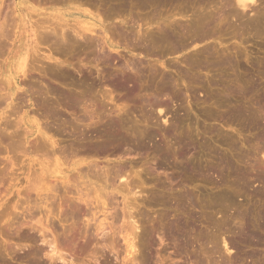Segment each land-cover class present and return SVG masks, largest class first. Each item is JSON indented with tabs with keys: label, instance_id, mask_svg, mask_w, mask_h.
<instances>
[{
	"label": "rangeland",
	"instance_id": "374dc122",
	"mask_svg": "<svg viewBox=\"0 0 264 264\" xmlns=\"http://www.w3.org/2000/svg\"><path fill=\"white\" fill-rule=\"evenodd\" d=\"M0 1V6H3L0 7L2 16L0 21L3 23V18H6V15L10 17V14H12L11 11L14 9L15 4L12 0ZM11 1L13 5L10 4ZM23 1L33 8V11H28L31 21H38L40 18L43 20L44 18L48 19V16L45 15L47 10L49 11L47 13H53V15L68 14L74 10L85 12L84 14H87V17H81V21L90 22L95 19L101 21L102 24L104 23L103 27L106 28V32L113 45L117 48V52L112 53V60L108 63L101 62L102 60L99 62L88 61L86 51L82 49L77 50L74 53L75 55L68 59L70 65L58 62L59 66L67 67L75 77H79V72L81 71L84 75L88 74L86 73L87 71L90 72L95 88L93 87V94L91 93L92 96L89 101L90 104H93L91 107L92 109L94 108V114L96 113V115L93 114L96 117L92 116L91 120L88 119L82 122L83 110L68 109L66 104L57 99L53 91V93L50 91L53 88V90L64 92L70 87L67 85L68 82L56 77L55 79L57 80H55L53 79L54 76L45 72V66L47 67L49 63V61L45 60L34 62L33 66H30V70L31 68L32 70L29 73L31 74H28L26 78L20 77L21 91H17L14 100L17 98L15 105L23 106L20 107L21 110H18L12 116H10L11 114L3 115L2 112L4 111H2V108L4 106H0L2 107L0 108L2 121H4L6 116H10L8 120H10L9 124L11 125L9 127L8 124L7 128L0 125V215H2L0 216V264H42V261L46 263L44 256L32 257L31 255L30 257V255H25L39 244L29 243L30 241L23 238L21 232L17 231V229H19V225L28 226L27 223L30 225L35 224V219L32 222L30 216L27 215L28 212L25 208L28 209L29 207L24 203L25 195H29L30 200L32 201L33 199V202L36 199L35 192L27 191L28 179L29 182L30 179L32 182V177H28L29 174L33 176L32 172L39 171L40 165L44 162H46V165L42 164L44 168L50 163L51 166L50 164L48 166L52 170L56 158L57 161L60 160V164L64 165L77 160L76 164H80L78 169H83L82 172L85 174H88L90 165L96 164L95 168L97 167L98 169L92 168L94 174L90 171L93 175L91 176L89 172V177H87V180L90 181V186L95 184L91 189L90 186L87 189L85 188L88 182L86 180L78 179L79 183L83 182L80 184L81 187L78 182L75 183L79 177L77 175L81 172L80 170L68 173V177H71H69L70 180L72 182V179L76 180L73 183L77 184L81 190L83 189L82 191L85 194L87 191H92L90 196L93 197L89 199L94 203L96 201L94 207L98 205L97 201H100L98 199H103V192H101L103 189L101 190V188L105 184L103 180L99 181L102 177L101 175H104L105 171H110L105 174H110L108 176L113 177L119 167H127L129 169L130 179L133 178V181L129 179L130 182H133L130 183V186L133 185V187L137 188L135 189L137 194L136 197L129 195L130 197L127 198L128 201L126 203L130 212L136 217L135 220L138 221V235L141 234V237L145 236L144 238L142 237L145 241L143 242L144 246L138 248L144 256L141 255L140 251H137V256H139L137 264H264V176H262L264 175L262 173L264 172V163L258 154L260 153L258 151L264 149V136H262L264 135V102L261 101V97L262 99L264 98V18L260 19L256 15L259 10L260 12L261 10L264 11V0H256V3L253 4L254 6L251 5V8H253L244 12L241 9L237 11L239 8L234 0H229V2L228 0H218V2L217 0H211V2L208 0L205 2L206 0H204L205 4L201 0H141L146 3V6H141L135 0H125L126 3L124 5L106 3V1L110 2V0H82V4L81 0H75L77 4L76 2L73 3V0H55V3L48 0ZM225 1L231 4L230 6L235 5V7H232L236 8L233 14L229 12ZM232 1L234 4L230 3ZM91 2H94V4ZM120 6L124 7L121 8ZM106 7H109L108 10ZM5 10L8 12L4 13ZM201 13L208 19L213 20L214 18V23H217L215 26H218L217 28L212 27V25L207 27L211 32L213 31V34L209 31L212 35L207 36L208 39L195 41L193 34L188 33L187 35L189 36H184V38L187 37L185 41L182 40L184 43L181 41L184 44L183 46L181 44V47L176 46V44L171 45L169 44L171 42L162 40L163 44L155 45L148 52L143 50V52L140 50H133V52L130 50L133 47L131 45L138 44V41H135V43L132 40L134 37H130L133 32L136 34L140 31L142 34L147 33L149 37H152L159 35L158 28L166 27L165 25L173 27L174 24H176L174 28L179 26L181 30L183 26L185 28V26H191V23L196 22L198 15V18L202 17ZM120 14H123V17ZM250 16L251 19L248 18ZM74 18L75 16L66 15L63 20L70 22L72 26ZM215 19L219 20L216 21ZM135 20H138L136 21L138 23H134ZM151 20L153 21L151 22ZM256 20L257 22H255ZM245 21H248L249 24L251 22V25L246 24L247 22L244 23ZM2 23H0V26ZM132 23L133 25H131ZM121 24H123L122 27L120 26ZM115 25L119 27L117 28L120 31L122 30L123 36L124 33L125 36L131 34L129 38L126 36L125 40L110 33ZM140 25L141 29H139ZM179 27L176 29L181 33L178 30ZM98 32L93 38L97 36L95 40L100 42L102 40L99 35L101 33L100 29ZM140 34H138V37ZM135 36L137 37V34ZM0 39H2L1 43L3 38ZM4 39V47L10 46L8 44L11 43V40ZM145 43L150 45L149 42H144L142 45ZM208 45L212 49L214 48L215 53L213 54L217 53L219 57L220 53H222L223 57L227 56L230 60L232 59V63L235 65L232 66L233 64L231 63L230 67L225 66L220 72L212 68V70H205L203 66L200 69L195 66L188 69L189 67L185 60L187 61L188 57L194 54L195 56L201 54L202 52L199 53L198 51H202L203 47L205 48ZM1 46L3 47V43ZM177 47L179 48L177 49ZM48 48L49 46L40 44V59L45 55L49 56ZM70 56L68 55V57ZM205 56H202L203 59L200 57L203 64L206 63L204 62L206 60ZM61 59L65 60V58ZM0 60H2L1 55ZM0 62V68H2V61ZM42 68H44V72L41 71L43 70ZM231 68H233L234 73H232L233 70ZM122 73L132 80L130 83H125L124 88L114 91L107 83L104 84L107 76H118ZM185 75L199 76V79L194 78L192 80L187 76L185 77ZM164 77L166 79L170 78L168 80L172 82H169L170 88H162ZM101 78L106 79L103 80ZM234 78H237V80ZM249 79L251 82H249ZM232 85L234 88H238L234 89ZM0 86L2 88L1 76ZM65 86L67 87L65 88ZM1 88L0 98L6 92H3ZM230 88H233V90H230ZM251 88L253 89L252 92ZM28 89H31L32 92L29 98L23 96L21 99L18 97L22 90L26 92ZM237 89L240 91V93L238 91L239 94L236 93ZM34 91L36 93H33ZM156 94L157 96L159 95V98H157ZM25 98L26 100H24ZM155 98L157 100L163 99L161 101L165 102V106L162 108L163 111L160 113L158 107L154 105ZM29 99L31 100L30 102L28 101ZM41 99L47 101L51 108H55L52 110H56L59 113V117H62L54 119L44 117L39 105L42 101ZM153 100H155L154 104ZM22 101L25 104L27 103L26 106ZM147 103H152L154 106H150ZM246 108L251 112H259V119L248 118L245 120L243 117L241 118L239 111L246 110ZM24 112H27V118H24ZM55 120L57 121L55 122ZM256 121L259 122L256 123ZM12 122L16 124L14 125ZM107 122H112L115 125V130L112 132L121 137V139L114 140L109 147L104 149V153L101 146L104 139L103 129ZM36 124L39 126V130L44 132L47 137L53 136L51 140L55 141L54 147H51L47 140L42 139L44 137L40 135L42 137L40 138L39 134L35 133ZM45 126L50 132L46 130ZM3 127L9 130V132L5 131V134H7L6 138L3 136L4 133L3 135L1 133ZM55 130L56 132L54 133ZM81 131H83L82 134L85 137L82 141L95 143L94 145H98V149H102H99L101 152L95 149L96 153L94 151L95 154L88 159L77 157L75 152L72 154V148L69 145L80 141L78 137ZM23 132L24 134H22ZM9 136L10 138H8ZM255 145H257V149ZM38 147H40V150L37 149ZM97 151H99L98 155ZM256 157L262 159L261 161L258 158L263 163V166L260 165L263 168L259 169L260 166L257 167L255 165L257 168L253 166L254 163L252 161ZM64 158H67V160ZM33 159L38 162L35 161L34 163ZM87 164L89 168L86 167ZM84 168L88 172H85ZM28 171L30 172L29 174ZM37 173L39 174L40 171ZM76 173L78 174L76 175ZM87 174L86 176H88ZM72 182L71 184H73ZM120 182L124 183L123 180H120ZM57 183L59 189L56 188L54 193H52L54 195L52 200L50 199L55 202L51 204L52 206H49L56 216L54 215L53 219L52 217L50 218V224L51 230L54 231V236L57 237H55L57 242L62 241L64 248L66 247L64 252L67 255V259L72 258L73 264H131L126 262L125 247H123L124 243L120 237L115 236L114 239L112 231L109 232L111 227L112 229L114 228L112 225L122 226L124 223L123 219L120 218L124 206L121 195L118 196L116 192V200L118 199V201H113V206L106 201L112 215L110 214L106 222L110 224L106 230L107 235L110 237L109 240L105 241L108 243H105L102 241V235L100 236L97 233V237L95 228L92 225L94 222L90 223V226L86 229V219L73 209L77 202L75 200L77 195H74L72 187H69L72 191L69 192L67 188L68 193H66V188L61 182ZM88 183L87 185H89ZM6 187L7 191H5ZM17 190L19 194L21 191L24 192H21L18 196ZM94 192H97L98 197H96ZM99 194L101 198H99ZM17 198H21V200ZM8 200L11 202L6 206L5 201ZM16 202L19 203V206L17 205V209L14 210L13 205ZM65 202L69 203L65 204ZM74 202L75 204H73ZM71 203L72 205H69ZM20 204L23 205L21 206ZM2 211L6 213V216H4L5 213ZM75 212L78 214L74 215ZM66 214L69 218L68 221H64V217H62V215L65 216ZM72 214L73 218H71ZM39 215V213H36V219L40 217ZM42 215L41 217L43 218L44 215ZM97 217L101 219V214H97ZM72 226L78 229L74 228L78 232L75 233L79 235H76L75 239H73L74 237L72 238L75 235L71 236L68 231ZM173 230L174 234L170 233ZM180 233L188 238L190 245L182 246L184 245L182 244L184 240L175 236V234L179 235ZM50 237L51 235L49 234ZM86 237L91 240H87ZM116 237L120 239L118 246ZM110 240L114 244L111 245ZM223 241L226 244L233 242L234 248L226 252L223 247ZM79 244L83 246L81 247ZM103 246L109 249L103 250ZM107 250L111 253L107 252ZM115 250H118V253ZM69 255H71V258H69Z\"/></svg>",
	"mask_w": 264,
	"mask_h": 264
},
{
	"label": "bare ground",
	"instance_id": "6f19581e",
	"mask_svg": "<svg viewBox=\"0 0 264 264\" xmlns=\"http://www.w3.org/2000/svg\"><path fill=\"white\" fill-rule=\"evenodd\" d=\"M10 1V0H9ZM13 2H14V4H15V6H14V9L11 11L12 12V14H10V17L8 18L7 17V15H6V18L4 17L3 19H4V22L2 23L1 21H0V23H2L1 24V26H0V38H3V41L5 40L4 38H6V40L7 39H9V40H11V43L10 44H8V45H10V46H7V44H6V46L7 47H4V43L5 42H1L0 43V46H1V44L3 43V47H2V49H1V58H2V60H0V61H2V68H0L1 70H0V76H1V81H2V88H1V86H0V88H1V90L3 89V92L4 91H6L5 92V94H3V96H1V98H0V106H4L3 108L2 107H0V108H2V111H4V112H2L3 113V115L4 114H6V115H10V116H12V115H14V113H17V111L18 110H21L20 109V107H23V106H20L18 103V105H19V108H18V105H15V100L17 99V98H15V100H14V97H15V95H16V93H17V91H21V86H20V83H19V80H20V77L22 76V77H24V78H26V77H28V74H31V73H29V72H31V70H32V68H31V70H30V66L34 63V62H39L38 60H41V61H43V60H45V61H49V63H48V65H47V67L45 66V72L47 73V74H49V75H52V76H54V78L53 79H55V77L56 78H58V79H62V80H64V81H66V82H68V84L67 85H69V89L68 90H66V91H64V92H60V91H58V90H56V89H54L53 90V88H52V90L50 89V87H49V89H50V91L52 92H54L55 94H54V96H57V99H60V101L61 102H63V103H65L66 104V106H67V108L68 109H77V110H83L84 111V116H82L83 118L81 119L82 120V122H85L86 120H88V119H90L91 120V118H92V116H94V115H96V113L94 114V108L92 109V107L91 106H93V104H90V98H91V96H92V94H93V87L95 88V83L92 81V78H91V75H90V72L89 71H87L86 73H88V74H83L82 73V71L81 72H79V77H75L74 76V74L69 70V69H67V67H62V66H59L58 65V62H61V63H64V64H67V65H70L69 64V60L68 59H70L71 57H72V55H75L74 53H76V51L77 50H79V49H82V50H84V51H86V58H87V60L88 61H91V62H99V61H101V62H105V63H108L109 61H111L112 60V53L113 52H117V48L113 45V43L111 42V39H110V37L108 36V34H107V32H106V28L105 27H103V24L101 23V21H97V20H93V21H90V22H83V21H81V17H87V14H84L85 12H81V11H79V10H74V11H72V12H69L68 14H65V13H63V14H61V15H53V13H47V11H46V14L45 15H47L48 16V19L46 18H44V20L43 19H39L38 21L37 20H35V21H31V19L29 18V15L30 14H28V11H33V8H31V7H29L30 5H27L26 4V2H24L23 0H12ZM12 1H11V3L10 4H12ZM40 1H42V0H40ZM49 2L51 1H53V3H55V0H48ZM59 1V0H58ZM74 1V2H73ZM72 2L73 3H75L76 1L75 0H73ZM82 1V0H81ZM105 1V0H104ZM127 1V0H126ZM136 2H138L141 6H146V3L145 2H142L141 0H135ZM171 1V0H170ZM204 2V0H201V2ZM208 1H210L211 2V0H208ZM223 1V0H222ZM231 1V0H230ZM1 2V1H0ZM38 3H39V1H37ZM90 2V1H89ZM202 2V3H203ZM205 2H207V0L205 1ZM205 2H204V4H205ZM209 2V3H210ZM217 2H218V0H217ZM216 2V4H218ZM228 2H229V0H228ZM234 2H235V4L237 5V7L239 8V9H237V11L238 10H242L243 12L244 11H246V10H248V9H252L251 8V5L252 6H254L253 4H255L256 3V0H234ZM3 3V2H2ZM36 3V2H35ZM43 3V2H42ZM52 3V4H53ZM57 3H60V2H57ZM56 3V4H57ZM68 3V2H67ZM80 3V2H79ZM83 3V1L81 2V4ZM91 3H93L94 4V2H91ZM106 3H115V4H117V5H124L126 2H125V0H110V2L108 1H106ZM105 3V4H106ZM208 3V4H209ZM215 3V2H214ZM225 3L227 4V8L229 9V12H232V14H233V12L234 11H236V8L234 9V8H232V7H235V5L234 6H230L231 4H229V3H227V1H225ZM230 3H233V1L232 2H230ZM4 4V3H3ZM69 4V3H68ZM76 4H77V2H76ZM93 4H92V6H93ZM212 4V3H211ZM234 4V3H233ZM232 4V5H233ZM5 5H7V4H5ZM4 5V6H5ZM13 5V4H12ZM58 5V4H57ZM73 5V4H72ZM91 5V4H90ZM116 5V6H117ZM203 5V4H202ZM257 5V4H256ZM255 5V6H256ZM2 6V5H1ZM0 6V7H1ZM9 6V5H8ZM95 6H96V2H95ZM3 7V6H2ZM12 7V6H11ZM43 7V6H42ZM71 7V6H70ZM73 7V6H72ZM90 7V6H89ZM94 7V6H93ZM104 7H105V5H104ZM121 7V6H120ZM122 7H124V6H122ZM121 7V8H122ZM44 8V7H43ZM42 8V9H43ZM107 8V7H106ZM109 8V7H108ZM108 8H107V10H108ZM120 8V9H121ZM219 8V7H218ZM41 9V8H40ZM45 9V8H44ZM112 9V8H111ZM225 9V8H224ZM259 9V8H258ZM3 10H4V8H3ZM10 10V9H9ZM119 10V9H118ZM122 10H124V9H122ZM122 10H120V11H122ZM117 11V10H116ZM115 11V12H116ZM209 11V10H208ZM208 11H206V12H208ZM2 12H4V11H2ZM6 12H8V11H6L5 10V12L4 13H6ZM10 12V13H11ZM49 12V11H48ZM77 12V13H76ZM109 12V11H108ZM111 12V11H110ZM118 12V11H117ZM205 12V11H204ZM224 12V11H223ZM0 13H1V10H0ZM74 13H76V14H74ZM123 13V12H122ZM219 13V12H218ZM222 13V12H221ZM225 13H226V11H225ZM236 13V12H235ZM256 13H257V11H256ZM44 14V13H43ZM214 14V13H213ZM216 14H217V12H216ZM228 14V13H227ZM226 14V15H227ZM241 14H243V13H241ZM4 15V14H3ZM11 15H13L12 17H11ZM32 15V14H31ZM40 15V14H39ZM42 15V14H41ZM66 15H69V16H75V18H74V20L72 21V26H71V24H70V22H68V21H66V20H63V18L66 16ZM105 15V14H104ZM121 15V14H120ZM119 15V16H120ZM123 15V14H122ZM121 15V16H122ZM201 15H203L202 13H201ZM200 15V16H201ZM206 15V14H205ZM211 15V14H210ZM225 15V16H226ZM245 15V14H244ZM257 16H259V18L260 19H263L264 18V11L263 10H261V12H260V10L258 11V14H256ZM255 14H254V16H256ZM0 16H1V14H0ZM76 16H78V18H76ZM108 16V15H107ZM106 16V17H107ZM204 16V15H203ZM203 16L202 17H200V18H198L199 17V15H198V20H197V18H196V22H193V23H195L194 25H193V23H191L192 25L191 26H185V28H184V26H183V28H181V30H180V27L179 26H177V27H179V31H181V33L180 32H178L177 31V27L176 28H174L175 27V25L176 24H174V26L173 27H169V25H165L166 27H161V28H158L159 29V35H157V36H152V37H149L148 36V34L146 33V34H142V32H140L139 31V33H136L137 34V37L135 36L136 34H134V32H133V34H132V36H130V37H134V38H132V40H134V42L135 41H138V44H136V45H131V47H132V49H130V50H140V51H145V52H148V51H151L152 49H153V47L155 46V45H158V44H163L164 42H162V40H164V41H167V42H171V43H169V44H171V45H175L176 44V46H179V47H181V44H182V46L184 45L183 43V41H185V38H187V37H185L184 38V36L185 35H187L188 33H191V34H193L192 36H194L195 38H194V40L195 41H201L202 39H205V38H207V36H210V34L213 32H211V30L210 29H208L207 27L209 26H211L212 25V27H215V28H217L218 26H215V25H217V23L215 24L214 23V18H213V20L212 19H208V17H205L204 16V18H203ZM209 16V15H208ZM213 16V15H212ZM215 16V15H214ZM216 16H218V15H216ZM228 16V15H227ZM226 16V17H227ZM231 16V15H230ZM246 16V15H245ZM253 16V15H252ZM253 16V17H254ZM32 17V16H31ZM105 17V18H106ZM112 17V16H111ZM111 17H110V19H111ZM123 17V16H122ZM219 17V16H218ZM233 17V16H232ZM235 17V16H234ZM252 17V18H253ZM0 18H2V16L0 17ZM33 18V17H32ZM91 18V17H90ZM99 18V17H98ZM201 18H203V19H201ZM210 18V17H209ZM212 18V17H211ZM219 18H221V17H219ZM242 18H244V17H242ZM249 19H251V16L250 17H248ZM255 18V17H254ZM200 19V20H199ZM217 19V18H216ZM215 19V20H216ZM258 19V18H257ZM41 20V21H40ZM113 20V19H112ZM122 20V19H121ZM139 20V19H138ZM138 20H135L134 21V23L136 22V21H138ZM211 20V21H210ZM219 20V19H218ZM218 20H216V21H218ZM253 20V19H252ZM40 21V22H39ZM117 21V20H116ZM148 21V20H147ZM153 20H151V22H152ZM175 21V20H174ZM212 21H213V23H212ZM215 21V22H216ZM223 21V20H222ZM254 21V20H253ZM260 21H262V20H260ZM259 21V22H260ZM126 22V21H125ZM148 22H150V21H148ZM147 22V23H148ZM221 22V21H220ZM247 22V23H246ZM255 22H257V20L255 21ZM32 23V24H31ZM114 23V22H113ZM136 23H138V22H136ZM146 23V22H145ZM244 23H246V24H249L248 23V21H245ZM244 23H243V25H244ZM261 23V22H260ZM126 24V23H125ZM149 24V23H148ZM170 24V23H169ZM213 24H214V26H213ZM220 24V23H219ZM253 24V23H252ZM122 25L123 24H121L120 26L122 27ZM131 25H133V23L131 24ZM142 25V24H141ZM141 25L139 26V29H141ZM143 25H144V23H143ZM142 25V26H143ZM146 25V24H145ZM249 25H251V22H250V24ZM256 25V24H255ZM254 25V26H255ZM73 26H75V27H73ZM162 26H164V25H162ZM171 26V25H170ZM247 26V25H246ZM256 26H258V25H256ZM118 27V26H117ZM116 27V25H115V27H114V29L112 28L111 30H112V32H110V33H113L114 35H116V36H118V37H121V38H123V39H125V38H129V36H128V34L125 36V33H124V36H123V34L121 33V31H120V29H118ZM169 27V28H168ZM250 27V26H249ZM260 27V26H259ZM254 28V27H253ZM262 28V27H261ZM10 29V30H9ZM99 29H100V36H101V38H102V40L99 42L98 40H95V39H97V36H96V38H93V37H95L94 35H96V33L98 34L99 32ZM131 29H134V28H131ZM212 29V28H211ZM257 29H258V27H257ZM98 30V31H97ZM114 30V31H113ZM125 30V29H124ZM135 30V29H134ZM213 30V29H212ZM214 30H216V29H214ZM248 30V29H247ZM126 31V30H125ZM209 31L211 32V33H209ZM258 31H260V30H258ZM257 31V32H258ZM136 32V31H135ZM127 33V32H126ZM130 33V32H129ZM132 33V32H131ZM141 33V34H140ZM260 33V32H259ZM138 34H140L139 35V37H138ZM213 34V33H212ZM211 34V35H212ZM264 34V33H263ZM160 35H161V37H160ZM187 36H189V35H187ZM138 38L137 40H135L136 38ZM191 37V36H190ZM100 38V39H101ZM184 38V39H183ZM189 38V37H188ZM211 38H212V36H211ZM99 39V38H98ZM208 39V38H207ZM2 39H0V41H1ZM126 40V39H125ZM183 40V41H182ZM193 40V41H194ZM206 40V39H205ZM181 41L183 42V43H181ZM194 41V42H195ZM128 42V41H127ZM133 42V41H132ZM132 42H131V44H132ZM144 42H149L150 43V45L148 44V43H145V44H148V45H142ZM193 42V43H194ZM136 43V42H135ZM40 44H44V45H47V46H49V48H48V55L49 56H43V57H41L42 59H40V49H39V46H40ZM129 45V44H128ZM188 46H189V44H187ZM187 46V47H188ZM130 47V46H129ZM130 47V48H131ZM173 47V46H172ZM179 47H177V49L179 48ZM176 48V47H175ZM174 48V49H175ZM214 49V48H213ZM209 45L206 47L205 46V48L203 47V49H202V51H198L199 53L200 52H202L201 54H199V53H196V54H199V55H197V56H195V54L193 55V56H191V57H188L189 59H187V61L185 60V62H186V64H188V69H191V68H193V66H195V67H197V68H201L202 66L204 67L203 69H207V70H209V69H215V71H218L219 70V72L220 71H222L221 69H223V68H225V66L226 67H230V65H231V63L233 62L232 61V59L230 60V58H227V56L226 57H223L222 56V53H220L221 55H219V57H218V54H217V56H216V54H213V53H215V51L213 50ZM108 50V51H107ZM176 50V49H175ZM180 50H182V49H180ZM180 50H178V51H180ZM142 51V52H143ZM177 51V50H176ZM134 52V51H133ZM218 52V51H217ZM195 53V52H194ZM68 55L70 56V57H68ZM204 55H206L205 56V58H206V60L204 61V62H206V63H202V56H204ZM220 56H222V57H220ZM202 59H201V58ZM61 58H65V60H62ZM233 58V57H232ZM73 59V58H72ZM40 61V62H41ZM236 61V60H235ZM1 63V62H0ZM236 63V62H235ZM238 63V62H237ZM36 64V63H35ZM34 64V65H35ZM233 64V63H232ZM264 64V63H263ZM235 64H233L232 66H234ZM33 66V65H32ZM263 66V65H262ZM1 67V66H0ZM42 67V66H41ZM34 68V67H33ZM43 70H41L42 72H44V68H42ZM98 69V68H97ZM211 69V70H212ZM232 70H233V68H231ZM231 69H229V70H231ZM261 69V68H260ZM99 70V69H98ZM97 70V71H98ZM40 71V72H41ZM236 71V70H235ZM237 72V71H236ZM236 72H235V75H236ZM85 73V72H84ZM181 73V72H180ZM221 73H223V72H221ZM231 73V72H230ZM232 73H234V70H233V72ZM44 74V73H43ZM45 75V74H44ZM108 75V74H107ZM181 75V74H180ZM51 76V77H52ZM104 76V75H103ZM187 75H185V77H186ZM30 77V76H29ZM49 77V76H48ZM105 77V76H104ZM103 77V78H104ZM187 77H189L190 79H199V76L198 77H196V76H194V75H190V76H187ZM228 77H229V75H228ZM241 77V76H240ZM103 78H101V79H103ZM107 78V79H106ZM105 79H103V80H105L104 82V84H106L107 83V85H109V86H111V88L114 90V91H117V90H119V89H122V88H124V84L125 83H130V82H132V80L126 75V74H124V73H122V74H120V75H118V76H116V75H110L109 77L107 76ZM167 78H169V77H167ZM242 78V77H241ZM52 79V78H51ZM170 79V78H169ZM169 79H166V77H164L163 78V82H162V88L163 89H167V88H170L169 87V82H171V81H168ZM234 79H236L237 80V78H234ZM55 80H57V79H55ZM103 80H101V81H103ZM250 80V79H249ZM60 81V80H59ZM59 81H57V82H59ZM61 82V81H60ZM242 83H243V81H241ZM245 82V81H244ZM248 82V81H247ZM246 82V83H247ZM249 82H251V80L249 81ZM253 82V81H252ZM172 83V82H171ZM254 83V82H253ZM59 84H61V83H59ZM62 85V84H61ZM64 85V84H63ZM168 85V87H166V86ZM229 85V84H228ZM231 85V84H230ZM235 85H237V84H235ZM241 85V84H240ZM247 85V84H246ZM32 86V85H31ZM170 86H171V84H170ZM233 86V85H232ZM238 86V85H237ZM245 86V85H244ZM255 86V85H254ZM47 87V86H46ZM67 86H65V88H66ZM241 87V86H240ZM243 87V86H242ZM29 88V87H28ZM31 89H32V87H30ZM173 88V87H172ZM233 88H234V86H233ZM233 88L231 89L230 88V90H233ZM236 88H238V87H235L234 89H236ZM253 88V87H252ZM251 88V92L253 91V89ZM31 89H28L26 92H23V90H22V93H20L19 95H18V97L19 98H23V96H25V97H27V98H29L30 97V95L32 94V92H31ZM48 89V88H47ZM159 89V88H158ZM229 89V88H228ZM245 89V88H244ZM248 90H249V88H247ZM44 91V90H43ZM63 91V90H62ZM162 91V90H161ZM237 92V94H239L240 93V91L237 89L236 90ZM238 91H239V93H238ZM245 91H246V89H245ZM38 92H39V90H38ZM40 92H41V89H40ZM47 92V91H46ZM49 92V91H48ZM51 92H49V93H51ZM52 92V93H53ZM159 92V91H158ZM242 92V91H241ZM33 93H36L35 91L33 92ZM43 94H44V92H42ZM92 93V94H91ZM235 93V94H236ZM247 93H248V91H247ZM41 94V93H40ZM34 95V94H33ZM156 96H157V94H156ZM159 96V95H158ZM157 96V98H159ZM241 96V95H240ZM263 96V95H262ZM17 97V96H16ZM40 97V96H39ZM155 97V96H154ZM264 97V96H263ZM21 98V99H22ZM46 98V97H45ZM56 98V97H55ZM264 99V98H263ZM262 99V97H261V101H263L264 102V100ZM24 100H26V98L24 99ZM42 100V99H41ZM156 100V101H155ZM155 100H153V104H154V101H155V104L154 105H156L157 107H158V110H159V113L161 112V111H163L162 110V108L165 106V102L164 101H161V100H163V99H159V100H157L156 98H155ZM18 101V100H17ZM29 102L31 101L30 99L28 100ZM23 102V101H22ZM27 102V101H26ZM89 102V103H88ZM20 103V102H19ZM145 104H146V102H144ZM150 103V102H149ZM21 104V103H20ZM23 104H25L24 102H23ZM23 104H21V105H23ZM27 104V103H26ZM26 104H25V106H26ZM148 104V103H147ZM40 106H41V108L40 109H42V114L44 115V117H50V119H54V118H57V117H59V113H57V111L55 110V111H53L52 109H55L54 107L53 108H51L50 106H49V103H47V101H45L44 99L40 102V104H39ZM148 105H150V106H154V105H152V103L151 104H148ZM53 106V105H52ZM1 112H0V114H2ZM239 113H240V117L242 118H244L245 120L246 119H250V118H256L257 120L259 119V112L257 113L256 111L255 112H251L250 110H248L247 108H246V110H242V111H239ZM20 114V113H19ZM94 114V115H93ZM27 112H24V118H27ZM61 115V114H60ZM237 115V114H236ZM10 116H4L5 118H4V121H2V117H0V125H3L5 128H7V126H8V124H9V121L10 120H8L9 119V117ZM239 116H238V118H239ZM261 116V115H260ZM43 117V118H44ZM62 117V116H61ZM61 117H59V118H61ZM94 117H96V116H94ZM94 117H93V119H94ZM16 118V117H15ZM19 118V117H18ZM21 119V118H20ZM47 120V119H46ZM49 120V119H48ZM243 120V119H242ZM255 120V119H254ZM2 121V122H1ZM19 121V120H18ZM57 120H55V122H56ZM62 121V120H61ZM244 121V120H243ZM249 121V120H248ZM260 121V120H259ZM259 121H256V123L257 122H259ZM65 122V121H64ZM64 122H62V123H64ZM165 122V121H164ZM13 123V122H12ZM20 123V122H19ZM14 125L16 124V123H13ZM18 124V123H17ZM19 125V124H18ZM11 125L9 124V127H10ZM4 127H3V130H2V135H3V133H4V137L6 138V136H7V134H5V131H8L9 132V130H7V129H4ZM13 127V126H12ZM115 125L112 123V122H107V123H105V126H104V129H103V132H104V139H103V141H102V146H101V148L103 149H100V150H102V152H104L105 153V150L104 149H106L107 147H109L113 142H114V140H120L121 139V137H118V135H115L114 134V132H112V131H114L115 130ZM2 128V127H1ZM45 128H46V130H47V126H45ZM12 129V128H11ZM15 129H17V127H15ZM21 129H23V128H21ZM42 129V128H41ZM14 130V129H13ZM12 130V131H13ZM49 130H50V128H49ZM52 130H54V129H52ZM51 130V131H52ZM11 131V130H10ZM17 131V130H16ZM23 131V130H22ZM22 131H20V132H22ZM25 131V130H24ZM28 131V130H27ZM35 133H38L39 135V137H40V135L42 136V137H44V138H42V137H40V138H42V139H44V140H47V142H48V144L51 146V147H54L55 146V141H52L51 140V138L53 137L52 135V137H47L46 136V134L44 133V132H42V131H40L39 130V126L36 124V129H35ZM45 131V130H44ZM48 131V130H47ZM46 131V132H47ZM29 132V131H28ZM48 132H50V131H48ZM56 132V130L54 131V133ZM60 132V131H59ZM7 133V132H6ZM26 133V132H25ZM81 134L79 135V137H78V139L80 140L78 143H71L69 146L73 149V151H72V149H71V152H72V154H73V152H75V155H77V157L79 156V157H82V158H89L90 156H93L95 153H96V151H95V149L96 150H99L98 149V145H94V144H92V143H89V142H84V141H82L85 137H84V135L82 134L83 133V131H81L80 132ZM10 134V133H9ZM17 134V133H16ZM22 134H24V132L22 133ZM27 134V133H26ZM25 134V135H26ZM30 134H31V132H30ZM1 135V134H0ZM21 135V134H20ZM35 135V134H34ZM54 135H56V134H54ZM11 136V135H10ZM10 136L8 137V138H10ZM23 136V135H22ZM38 136H36V137H38ZM262 136H264V135H262ZM22 138V137H21ZM261 138V137H260ZM23 139V138H22ZM43 140V141H44ZM26 141H28V140H26ZM257 141H259V140H257ZM39 142V141H38ZM263 142V141H262ZM40 143V142H39ZM261 143V142H260ZM264 143V142H263ZM38 144V143H37ZM42 144V143H41ZM258 144V143H257ZM262 144V143H261ZM44 145V144H43ZM264 145V144H263ZM38 146V145H37ZM100 146V145H99ZM69 147V148H70ZM40 147H38L37 149H39ZM255 148L257 149V145H255ZM40 150V149H39ZM70 150V149H69ZM68 150V151H69ZM99 150V151H100ZM38 151V150H37ZM68 151H67V153H68ZM94 151H95V153H94ZM99 151H97V155H98V152ZM107 151V150H106ZM101 152V151H100ZM258 152H260V153H258ZM257 153L261 156V158L263 159V161H262V159L261 158H259L263 163H264V149H261V151H258ZM54 153V152H53ZM103 153V154H104ZM69 154H71V153H69ZM101 154V153H100ZM251 154V153H250ZM254 154V153H253ZM96 155V156H97ZM252 155V154H251ZM250 155V156H251ZM253 156V155H252ZM57 157V156H56ZM71 157V156H70ZM76 157V158H77ZM95 157V156H94ZM100 157V156H99ZM72 158V157H71ZM95 158H97V157H95ZM257 157H256V159H254L252 162L254 163V165L253 166H260V165H262L263 163L261 162V161H259V159H258ZM65 160H67V158H64ZM73 159V158H72ZM75 159V158H74ZM78 159V158H77ZM32 161H34V159L32 160ZM36 162H38L37 160H35ZM35 161H34V163H35ZM43 161V160H42ZM60 161V160H59ZM59 161H57V158H56V161H55V164H54V167H53V169L51 170V168H49L50 166H51V164L49 163V162H47V163H49L50 164V166H48L49 164H47V166H45V168H44V165H42V164H45L46 162H44V163H42L41 165H40V167H39V171H40V173L38 174L37 172H39V171H34L33 169H31L32 171H34V172H32V174H33V176H31V174H29L30 172V170L28 171V174H29V176L28 177H32V182H31V179H30V182H29V179H28V187H27V191L28 192H31V191H33V192H35V194H36V199H35V201L33 202V199H32V201L30 200V196L28 195H25V197H26V199H25V201H24V203H26L27 204V207H29L28 209H26L25 208V210L28 212V214L27 215H29L30 216V218H31V221L33 222L34 221V219H35V221H34V225L32 224V225H30L29 223H27L28 224V226L27 225H19V229H17V231H19V232H21V235L23 236V238H25V239H27V241H30L29 243H33V244H35V245H38L35 249H32V250H30V251H28L27 252V254H25V255H27V256H29L30 255V257H31V255H32V257H39L40 255L41 256H44L45 258H46V263L47 264H73V259L71 258V255H69V258H71V259H67V255L65 254V252H64V249H66V247L64 248V244L62 243V241L61 242H57V240H56V236H54V231H52L51 230V224H50V222H51V220H50V218L52 217V219H53V217H54V215L56 216V214H53V210L49 207L53 202H55V201H51L52 200V198H53V196L54 195H52V193H54V191L56 190V188H58L59 187V185H57L58 183L57 182H61V184L66 188V191H67V188L69 189L68 191L70 192V191H72V189H73V192H74V195L76 194L77 196H75V200L77 201L76 202V204H75V202L73 203V204H75V206L73 207V209L74 210H76L77 212H79V214H81L85 219H86V226L85 227H87L86 229H88V227L90 226V223H92V222H94V224H92L93 225V227L95 228V231H96V234L97 233H99V235L101 236L102 235V241L103 242H105V241H107V240H109V235H107L108 233L106 232V230H107V227L110 225V224H108V223H106L107 222V220H108V218L110 217V214H111V210L108 208V205L106 204L107 202L109 203V204H114V202L113 201H115L116 200V192L118 193V196L119 195H121V199L123 200V202H124V206H123V208H122V211H121V213H122V216L120 217L121 219H123V221H124V223H123V225L122 226H115V225H112V226H114V228L112 229V227H111V230H109V232L110 231H112L111 233H112V235H113V237H114V239H115V236H118V238L120 237V239L122 240V242L124 243V246L123 247H125L124 248V254H125V256H126V260H124V261H126V262H130L131 264H137V261H138V257L139 256H137L138 254H137V251H140V250H138V248H142L144 245H143V242H145L144 240H143V238L145 237V236H142L141 237V234L140 235H138V233H137V230L139 229V224H137V222L138 221H136L135 220V218L136 217H134L133 216V214L130 212V209L128 208L129 206L127 205V198L128 197H130L129 195H132L133 197L135 196L136 197V194H137V192H135L136 190L135 189H137V188H135V186L133 187V185H131L132 186V188H130L131 186H130V183L133 181L132 179L133 178H131L130 179V171H128L129 169L127 168V167H119V169L113 174V177H110V176H108V175H110V174H105V173H109L110 171H108V172H106L105 171V173H104V175H101L102 177H101V179H99V181L100 180H103V182H104V184H105V186L103 187V188H101V192H103V199H98V200H100L99 202L97 201V204L99 205H97L96 207H94V205H95V203H96V201H95V203L94 202H91L90 201V193L92 192L91 190H89V191H91V192H88L86 189L90 186V181H88L87 179V177H89V174L92 172L93 173V170H92V168H94V169H96L95 168V165L93 164V165H90L89 167H88V164H87V166L86 167H88L89 168V172L88 171H85V168H84V171L85 172H88V176H86V174L85 173H83L82 172V170H80V168L78 169V166L80 165V164H76L77 163V160H73L71 163H69V164H66V165H64V164H60V162ZM53 164V163H52ZM252 164V163H251ZM34 165V164H33ZM46 165V164H45ZM264 165V164H263ZM262 165V166H263ZM31 167H33L32 165H30ZM249 166V165H248ZM252 166V165H251ZM255 166V167H256ZM262 166H260V168L259 169H261V167ZM256 167V168H257ZM88 168H87V170H88ZM103 168V167H102ZM249 168V167H248ZM251 168V167H250ZM263 168V167H262ZM98 169V168H97ZM104 169V168H103ZM264 169V168H263ZM47 172H46V171ZM81 171L82 172V174H81V172L78 174V173H76V175L77 176H79L78 178H77V181L76 180H74V179H72L73 180V182L74 181H76L75 183H77L78 182V185L80 186V184H82L83 182L81 181V183H79L80 181L78 180V179H83V180H86V182L89 184V185H87V183H86V185H85V190L87 191V193L85 194L82 190H81V186L80 187H78V185L76 184H74L71 180H70V178L68 177V173H70V172H73V171ZM100 170V169H99ZM102 170V169H101ZM107 170V169H106ZM115 170V169H114ZM255 170H257V169H255ZM102 172V171H101ZM258 172H262V171H258ZM34 173H35V175H34ZM37 173V174H36ZM91 173V176L94 174H92ZM100 173V172H99ZM262 173H264V172H262ZM258 174V173H257ZM96 175V174H95ZM132 175V174H131ZM262 176H264V175H262ZM132 177V176H131ZM91 178V177H90ZM93 178V177H92ZM95 178H96V176H95ZM97 178H99V177H97ZM258 178V177H257ZM129 179L130 180H132L131 182L129 181ZM57 180V181H56ZM96 180H98V179H96ZM120 180H123L124 181V183H121L120 182ZM73 183V184H71V182ZM120 183H119V182ZM247 181V180H246ZM2 182H3V180H2ZM101 182V181H100ZM245 182V181H244ZM249 182V181H248ZM247 182V183H248ZM133 183V182H132ZM4 184V183H3ZM102 184V183H101ZM244 184V183H243ZM246 184V183H245ZM12 185V184H11ZM93 185H95V184H92L91 186H90V189H91V187L93 186ZM62 186V187H63ZM245 186V185H244ZM247 186H249V185H247ZM17 187V186H16ZM15 187V188H16ZM69 187H72V189L70 190V188ZM83 187H84V185H83ZM82 187V188H83ZM246 187V186H245ZM10 188V187H9ZM19 188V187H18ZM80 188V189H79ZM6 190L5 191H7V187L5 188ZM17 189V188H16ZM59 189V188H58ZM92 189H94V188H92ZM76 192H75V191ZM5 191H4V193H5ZM68 191L66 192V193H68ZM84 193H82V192ZM94 191H95V189H94ZM123 191V192H122ZM125 191H126V193H125ZM21 192H24V191H21ZM21 192H20V194H21ZM73 192H71V193H73ZM97 192H98V190H97ZM97 192H94L95 193V195H96V197H98V194H97ZM16 193H17V195L19 196L20 194H19V191L17 190L16 191ZM89 193V194H88ZM29 194H31V193H29ZM34 194V193H33ZM65 194V193H64ZM70 194V193H69ZM52 195V196H51ZM72 195V194H71ZM128 195V196H127ZM23 196V195H22ZM99 198H101V195L99 194ZM24 197V196H23ZM74 197V196H73ZM72 197V198H73ZM93 197V196H92ZM91 197V198H92ZM1 198V197H0ZM13 198V197H12ZM17 199H19V198H17ZM51 199V200H50ZM10 200H12V199H10ZM19 200H21V198L19 199ZM61 200V199H60ZM74 200V201H75ZM17 201V200H16ZM51 201V202H50ZM107 201V202H106ZM116 201H118V199L116 200ZM11 201H5V203H6V206L10 203ZM33 202V204H31ZM71 202V201H70ZM4 203V202H3ZM4 203V204H5ZM20 203H22L21 201H20ZM66 203H69V202H65V204ZM19 203L18 202H16V203H14V205H13V209L14 210H16L17 209V205H18ZM26 204H24V205H26ZM21 206L23 205V204H20ZM69 205H72V203L71 204H69ZM3 206V205H2ZM19 206V205H18ZM52 206V205H51ZM113 206V205H112ZM5 207V206H4ZM10 207V206H9ZM6 208H8V207H6ZM4 209V208H3ZM2 209V210H3ZM22 210H23V208H21ZM99 209V210H98ZM10 210V209H9ZM24 210V211H25ZM98 210V211H97ZM25 211V212H26ZM44 213H43V212ZM3 212V211H2ZM1 212V214H3V213H5V212H3L2 213ZM26 212V213H27ZM77 212H75L74 213V215H76V213ZM36 213L38 214H40L38 217V219H36L37 217H36ZM116 213V212H115ZM44 216H43V215ZM78 214V213H77ZM97 214H101V219H100V217H97ZM8 215V214H7ZM41 215L43 216V218L41 217ZM112 215V214H111ZM0 216H2V215H0ZM4 216H6V213H5V215ZM28 217V216H27ZM62 217H64V221H68V215L66 214L65 216H63L62 215ZM118 217V216H117ZM2 218V217H1ZM4 218V217H3ZM71 218H73V214H72V217ZM81 218V217H80ZM83 218V219H84ZM63 219V218H62ZM85 219H84V221H85ZM120 223V222H119ZM119 223H118V225H119ZM83 224H84V222H83ZM36 225V226H35ZM37 225H38V227H37ZM74 225H76V224H74ZM91 225V226H92ZM81 226V225H80ZM181 226H183V225H181ZM82 227V226H81ZM84 227V226H83ZM85 227H84V229H85ZM188 227V226H187ZM75 227H71V229H69L68 231H69V234H71V236L72 235H75V236H72V238L73 239H75V237H77L76 235H78V234H76L75 232H77L75 229H77V228H75ZM183 228V227H182ZM189 228V227H188ZM55 229V228H54ZM83 229V230H84ZM173 229V228H172ZM190 229V228H189ZM78 230V229H77ZM179 230V229H178ZM193 230V229H192ZM84 231H86V230H84ZM184 231H186L185 229H184ZM18 232V233H19ZM47 232V233H46ZM83 232V231H82ZM90 232V231H89ZM106 232V233H105ZM174 232V230L173 231H171L170 233H173ZM51 235V237L49 238V234ZM78 233V232H77ZM83 233H87V232H83ZM111 233H110V235H111ZM189 233V232H188ZM192 233V232H191ZM48 234V235H47ZM80 234V233H79ZM94 234V233H93ZM174 234V233H173ZM20 235V234H19ZM82 235V234H81ZM84 236H85V234H83ZM172 235V234H171ZM192 235V234H191ZM70 236V235H69ZM79 236V235H78ZM90 236H91V233H90ZM175 236H178V238H182L183 240H184V242L182 243V244H184V245H182L181 243V245L182 246H187V245H190V243H189V240H188V238H186V237H184V235L183 234H175ZM56 237V238H55ZM66 237H67V235H66ZM89 237V236H88ZM97 237H98V234H97ZM117 237H116V241H117V246H118V244H120L119 242V240L120 239H118ZM86 239H87V237H86ZM88 239H90V238H88ZM87 239V240H88ZM94 239V238H93ZM111 239V238H110ZM72 240V239H71ZM91 240V239H90ZM65 241V240H64ZM74 242H75V240H73ZM111 241V240H110ZM115 241V240H114ZM226 241V240H225ZM225 241H223V247L225 248V251L226 252H229V251H231V248H234V243L233 242H230V243H228V244H226V242ZM67 242V241H66ZM70 242H72V241H70ZM90 242H92V241H90ZM105 243H108V242H105ZM111 243V245L112 244H114V242L112 243V241L110 242ZM110 243H109V245H110ZM236 243V242H235ZM68 244H70V243H68ZM67 244V245H68ZM75 244V243H74ZM89 244H91V243H89ZM89 244H88V246H89ZM103 244V243H102ZM80 245V244H79ZM85 245H87V244H85ZM237 245V244H236ZM236 245H235V248H236ZM81 247L83 246V245H80ZM113 246H116V245H113ZM116 246V247H117ZM120 246V245H119ZM87 247V246H86ZM106 247V246H105ZM110 247H112V246H110ZM122 247V248H123ZM108 247H106V248H104V246H103V250L104 249H107ZM109 249V248H108ZM112 249V248H111ZM182 249H183V247H182ZM185 249H186V247H185ZM145 250V249H144ZM111 251H114V250H111ZM116 251V250H115ZM118 251V250H117ZM116 251V252H117ZM181 251V250H180ZM107 252H109V250H107ZM120 252V251H119ZM141 252V251H140ZM237 252V251H236ZM109 253H111V252H109ZM114 254H115V252H113ZM118 253V252H117ZM187 253V252H186ZM113 254V255H114ZM121 254H123L122 252H121ZM140 254V253H139ZM183 254V253H182ZM181 254V255H182ZM24 255V256H25ZM116 255V254H115ZM120 255V254H119ZM118 255V256H119ZM141 255H143L142 254V252H141ZM117 256V255H116ZM144 256V255H143ZM141 257V256H140ZM179 257H180V255H179ZM144 258V257H143ZM143 258H141V259H143ZM38 259H40V258H38ZM41 259H43V258H41ZM124 259V258H123ZM22 260V259H21ZM186 260V259H185ZM230 260V259H229ZM228 260V261H229ZM40 261V260H39ZM144 261V260H143ZM41 262V261H40ZM45 263V261H42V264H46ZM142 263H144V262H142ZM187 263V262H186ZM41 264V263H40ZM128 264V263H127ZM140 264V263H139ZM231 264V263H230Z\"/></svg>",
	"mask_w": 264,
	"mask_h": 264
}]
</instances>
